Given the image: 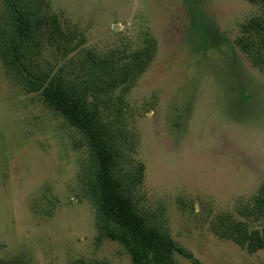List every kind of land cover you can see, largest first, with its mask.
<instances>
[{
    "label": "rangeland",
    "instance_id": "1",
    "mask_svg": "<svg viewBox=\"0 0 264 264\" xmlns=\"http://www.w3.org/2000/svg\"><path fill=\"white\" fill-rule=\"evenodd\" d=\"M46 2L65 35L54 41L44 31L42 68L84 82L101 59L123 76L99 97L101 119L120 148L124 182L144 166L141 184L125 191L148 224L165 226L188 252H175L176 263L264 264V249L249 253L212 230L219 216L246 221L238 210L264 181V69L234 43L260 6ZM93 160L84 134L9 79L0 61V264H132L97 229L87 193Z\"/></svg>",
    "mask_w": 264,
    "mask_h": 264
},
{
    "label": "trees",
    "instance_id": "2",
    "mask_svg": "<svg viewBox=\"0 0 264 264\" xmlns=\"http://www.w3.org/2000/svg\"><path fill=\"white\" fill-rule=\"evenodd\" d=\"M2 1L5 14L0 18V61L6 76L27 93H40L47 107L59 112L84 134L93 152L87 193L96 207L99 233L122 244L132 264H177L174 253L188 256V252L176 246L165 226L148 224L125 191L126 183L141 184L144 166L124 182L125 176L117 172L121 165L120 148L109 124L101 119L99 97L106 88L121 85L123 76L119 69L107 60H94L84 84L67 81L53 67L42 68L39 55L44 31L50 30L52 40H62L65 34L61 18L46 0ZM247 1L259 5L261 13L241 25L234 43L252 66L264 69V0ZM70 35L75 37L76 33L71 31ZM238 214L246 221L219 216L212 228L214 234L249 253L264 249V181ZM3 264L26 263L16 259Z\"/></svg>",
    "mask_w": 264,
    "mask_h": 264
}]
</instances>
